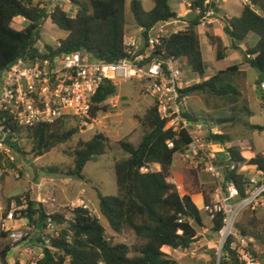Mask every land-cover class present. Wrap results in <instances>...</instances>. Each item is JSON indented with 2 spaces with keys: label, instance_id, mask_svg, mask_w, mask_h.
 Wrapping results in <instances>:
<instances>
[{
  "label": "trees",
  "instance_id": "1",
  "mask_svg": "<svg viewBox=\"0 0 264 264\" xmlns=\"http://www.w3.org/2000/svg\"><path fill=\"white\" fill-rule=\"evenodd\" d=\"M71 1L77 6L74 16L61 7H57L51 15L52 23L67 33L61 39L60 47L47 45L52 53L84 50L97 59L109 62L127 56L124 44L127 30L126 0ZM252 1L264 9V0ZM191 7L201 8L204 14L209 3L208 0H191ZM130 10L135 25L143 27L145 34L152 26L178 15L172 9L170 0H154V7L151 10H146L141 0H131ZM46 16V10L34 0H0V73L28 51L39 53V49L34 45L39 39L40 25ZM17 17H25L28 23L23 27L18 26L15 21ZM197 22L198 20L192 21L193 26L189 30L176 33L167 39L165 50L167 55L180 58L186 69L205 77L207 65L199 34L194 27ZM224 30L232 40L233 47H237L235 41L245 40L251 33L258 36L257 43L244 50L243 55L245 62L264 73V15L250 5H244L241 14L232 16ZM208 37L211 44L216 47L217 59H224L227 48L221 37L215 35ZM238 70L237 64L228 66L215 75L187 87L184 92L238 94L236 87L223 82L225 74ZM116 93V84L112 82H106L101 86L94 96L91 119L97 118L101 111L107 110L108 107L104 103ZM187 115L192 119H202L192 110ZM72 121L77 120L66 118L33 127H17L15 130L19 136L18 141L12 146L16 152L26 154L21 141L22 138H28L31 142L30 154L35 158L40 157L46 149L73 138L78 128L69 124ZM140 123L149 130L139 144L135 145L127 140L120 142L128 155L115 163L118 194H103L98 190L100 212L111 229L117 233L131 230L137 241L134 244L114 242L108 237L100 217L92 213L88 207L80 205L72 208L73 217L68 219L64 213H48L43 203L28 200L22 212L29 222L33 220L36 225H40V229H43L48 217H51L57 224L62 225L59 235L51 239L50 246L42 245L44 255L38 264H180L178 260L164 252L163 247L170 246L175 249L189 247L197 238L199 228L204 226L202 211L192 196L181 194L176 185L168 180L176 153L184 149L191 137L186 132L177 134L171 129H165L166 122L161 119L155 105L147 109L140 118ZM212 137L223 144L231 141L225 134H215ZM169 140L174 142L173 147H169ZM109 145V137L101 132L88 140H79L70 152L73 165L63 174L85 179L86 164L105 154ZM228 153L230 160L237 163V167L228 171L226 177L235 182L240 195L244 197L247 173L238 165L248 162L256 169L264 171V152L247 159L238 147L231 145ZM156 164L160 169L151 168V165ZM50 171L58 172V169L50 168ZM16 198L21 202V196ZM35 215L37 219H34ZM223 220V213H217L212 219L214 232L217 233L222 228ZM237 226L243 234H250L245 227L239 224ZM1 234L4 237L8 236L4 231ZM12 247L10 242L0 246L2 264H11L7 255ZM226 250L227 246L224 248V251Z\"/></svg>",
  "mask_w": 264,
  "mask_h": 264
},
{
  "label": "built area",
  "instance_id": "2",
  "mask_svg": "<svg viewBox=\"0 0 264 264\" xmlns=\"http://www.w3.org/2000/svg\"><path fill=\"white\" fill-rule=\"evenodd\" d=\"M40 1V7L47 14L40 25L42 34L45 21L52 22L51 15L55 9L61 7L65 10V4L71 0ZM227 1L208 0L209 7L204 14L201 8L192 9L190 3L185 14L159 22L147 34L143 27H137L136 33L125 35L127 56L112 62L97 59L84 50L52 53L39 38L34 45L39 53H33V50L25 53L15 60V64L8 65L2 78L0 175L6 164L14 163L13 167L16 168V150L12 144L18 141L17 127H33L66 118L87 123L91 120L94 96L104 83L116 84L137 79L144 92L153 98L161 119L166 122L165 129L190 135V142L176 156L191 167L209 173L215 180L213 199L204 203L203 208L211 219L217 213L224 214L223 226L217 232V264H259L254 238L243 234L237 224L244 210L264 205V171L255 168L253 174H246V196L242 197L235 182L226 177L228 171L236 169L237 163L230 160L228 152L221 157L224 144L212 137L222 132L218 126H212L204 119H192L187 115L191 109L187 103L189 94L184 92L188 86L184 83L182 61L167 55L165 50L167 39L189 30L194 20H198L195 28L214 23L226 25L231 17L221 14L219 9ZM237 1L250 5L264 15V9L252 0ZM188 14L193 15L188 18ZM20 20L24 24L28 23L25 17H20ZM38 43L41 47H38ZM52 46L60 47L61 41L57 39ZM259 87L264 99V79L260 81ZM168 145L173 147L174 142L169 140ZM25 174L21 167L14 170L17 179ZM168 180L181 192L182 185L176 179L169 177ZM27 202L28 199L24 197L21 202L13 201L1 221V228L8 233L7 237L13 247L23 244L21 255L26 260L25 264H38L44 255L41 244L50 246L51 239L59 235L62 225L48 217L45 226L39 231L30 224L15 226L16 222L25 217L22 211ZM226 246L227 250L224 251Z\"/></svg>",
  "mask_w": 264,
  "mask_h": 264
},
{
  "label": "rangeland",
  "instance_id": "3",
  "mask_svg": "<svg viewBox=\"0 0 264 264\" xmlns=\"http://www.w3.org/2000/svg\"><path fill=\"white\" fill-rule=\"evenodd\" d=\"M141 1L146 10H151L154 7V0ZM35 2L40 3L41 1L36 0ZM126 2V34H134L137 32V26L130 10L131 0H126ZM189 2L191 3V0H170L176 13H184ZM73 4L72 1L65 4V10L71 14L76 11ZM242 8V3L236 0H230L226 5L227 12L232 16H239ZM190 17L191 15H188V18ZM196 31L203 42L207 73L205 77H200L182 65L184 83L188 87L192 86L215 75L221 69L237 64L239 70L225 74L223 82L236 87L238 94L232 92L227 95H217L208 91H194L189 93L187 103L195 115L208 121L212 126H218L222 134L230 137L231 141L225 143L223 149L228 152V148L234 145L242 151L244 157L250 159L257 153L264 152V99L258 98L262 95L258 81L260 72L252 66L247 67V71L240 69L245 63L243 49L252 47L258 40V36L251 33L245 40L235 41L237 47L232 46L230 38H225L228 46L227 56L218 60L216 50L210 53V41L205 39L202 29L199 28ZM210 31L212 29L207 30V32ZM66 35L65 31L60 30L47 20L39 38L46 46L55 44L57 39L61 41ZM38 47H41L40 43H38ZM3 76L4 72L0 73L1 81ZM116 87V95L104 103L108 107L107 110L101 111L97 118L91 119L87 123L82 121L69 123L71 126L77 127L78 131L68 142L46 149L42 156L35 158L30 154V140L22 138L21 146L26 154L16 152V168L11 164H6L5 170L0 175V246L10 242L8 237L1 234V221L11 208L12 202L18 201L16 197L20 196L25 199L29 198L28 200L36 203H43L48 213H64L68 219L73 217L72 208L87 205L92 213L100 217L108 237L114 242L134 244L137 241L131 230L127 229L117 233L111 229L108 221L100 212L98 190L103 194H118L115 163L128 155L122 149L120 142L127 140L135 145L139 144L149 130L147 126L140 123V118L154 103L153 98L144 92L141 82L137 79L117 82ZM123 96L126 99H123ZM100 132L109 137L110 145L105 154L86 164L85 179L64 175L63 172L73 165L70 152L78 141L88 140ZM223 149L221 153H224ZM178 158L180 159V157ZM180 161L184 163L181 159ZM178 164V160L174 159L172 168ZM184 165L186 167L184 179L178 182L182 185L180 193L199 194L202 199L210 202L215 192L214 178L202 169L191 167L189 163H184ZM18 167H21L26 173L20 179L14 175V170ZM50 168H57L58 172L50 171ZM151 168L155 169L156 166L151 165ZM239 168L247 174L255 172L248 162L240 163ZM195 200L202 211L204 226L208 227L209 231L205 234H198L189 247L180 249L189 258L188 264H217L219 236L212 230L211 218L204 211L202 201L198 197ZM34 219H37V215L34 216ZM23 220L27 221L28 219L24 217ZM28 223L36 227L33 220ZM238 224L245 227L250 233L249 235L254 238L255 255L259 264H264V205H259L256 209L244 210ZM202 230L203 228L200 227L199 231ZM207 239L214 241L212 252L207 245H201ZM208 253H211L212 258L207 262L205 255ZM0 264H2L1 260Z\"/></svg>",
  "mask_w": 264,
  "mask_h": 264
},
{
  "label": "crops",
  "instance_id": "4",
  "mask_svg": "<svg viewBox=\"0 0 264 264\" xmlns=\"http://www.w3.org/2000/svg\"><path fill=\"white\" fill-rule=\"evenodd\" d=\"M34 1H36V0H34ZM232 1H234V0H232ZM237 1V0H236ZM230 2V0L229 1H227L226 3H224L222 6H221V8L219 9V12L221 13V14H227L229 17H232V15H230L228 12H227V10H226V5L228 4ZM238 2H240V1H238ZM36 3V2H35ZM190 4V2L188 3V5ZM74 5V7H75V9H76V11H75V13L73 14V16L76 14V12H77V6H76V4L74 3L73 4ZM243 5V4H242ZM171 7H172V5H171ZM243 7H244V5H243ZM173 9V8H172ZM174 10V9H173ZM187 10H188V7H187V9H186V11L184 12V13H178V14H185L186 12H187ZM175 11V10H174ZM188 15H191V17H192V15L193 14H188ZM188 17V16H187ZM190 17V18H191ZM16 24L18 25V26H21V27H23V26H25L26 24H24V23H22L21 22V20H20V17H17L16 18ZM52 23V22H51ZM224 27H225V24H217V23H214V24H210V25H208V27H201V26H199V27H197L196 28V30L197 29H199V28H201L202 29V31H203V34H204V37H205V39H209V37H208V35H215V36H219V37H221V39L223 40V43H224V45H225V47L227 48L226 49V56H227V52H228V46H227V44H226V42H225V38H230L228 35H227V33L225 32V30H224ZM209 29H212V31H210V32H207V30H209ZM206 32H207V34H206ZM200 37V36H199ZM200 41H201V46H202V44H203V42H202V40H201V38H200ZM210 41V40H209ZM258 41V40H257ZM257 41L255 42V44L257 43ZM254 44V45H255ZM254 45H252V46H254ZM202 49H203V47H202ZM247 49V47L246 48H244L243 50H246ZM207 50V49H206ZM213 50H216V47L214 46V45H212L211 44V42H210V53H212L213 52ZM203 52H204V55H205V51H204V49H203ZM226 58V57H225ZM243 67H242V69H240V70H246L247 71V67H249V66H251L249 63H247V62H245L243 65H242ZM227 68V67H226ZM225 68V69H226ZM221 70H224V69H221ZM260 74H261V72H260ZM211 77V76H210ZM261 90V89H260ZM262 94V93H261ZM259 99H263V94L260 96V97H258ZM227 143V142H226ZM224 145H225V143H224ZM225 147V146H224ZM225 151V153H220V155H221V157L222 156H224L225 154H226V150H224ZM174 159H177L178 160V165H176V166H173V168H172V170H171V176L170 177H173L174 179H176V181H181V180H183L184 179V176H185V170H186V167H185V165H184V163H182L181 161H180V159L175 155V158ZM156 166V169L158 168V169H160V166L159 165H155ZM252 166V165H251ZM253 167V169L255 170V167L254 166H252ZM181 194H190L191 196H192V198H193V200L195 201V203H196V200H195V198L196 197H198L201 201H202V203H203V205H204V203H207V201H206V199H202V197H200V195L199 194H193V193H190V192H188V193H181ZM212 196V195H211ZM213 197V196H212ZM43 202L45 201V200H42ZM197 204V203H196ZM198 205V204H197ZM199 207V206H198ZM211 220V223H212V219H210ZM21 221V220H20ZM20 221H18V222H16L17 224L15 225V226H17V227H21V226H26L27 224H29L28 222V220L26 221V220H22V222H20ZM203 228V230L202 231H198V234H205L206 232H208L209 231V228L208 227H205V226H203L202 227ZM2 229V228H1ZM36 229L39 231V230H41L40 229V225H36ZM197 234V235H198ZM204 239H206V238H204ZM4 240V239H3ZM201 245H207L208 246V249L209 250H211V252H212V250H213V248H214V241L212 240V239H207V240H205L204 242H202L201 243ZM22 249H23V244H20V245H18V246H16V247H12V249L9 251V253H8V255H7V259H8V261L11 263V264H14V263H16L17 261L18 262H20V264H25L26 263V260L23 258V256L21 255V251H22ZM163 251L164 252H166L167 254H169L171 257H173V258H175L176 260H178L179 261V263L180 264H188V262H189V258L187 257V255L185 254V253H183L182 251H181V249L180 248H177V249H175V248H172V247H170V246H164L163 247ZM206 257H207V262L208 261H210V259L212 258L211 257V253H208V254H206L205 255Z\"/></svg>",
  "mask_w": 264,
  "mask_h": 264
},
{
  "label": "water",
  "instance_id": "5",
  "mask_svg": "<svg viewBox=\"0 0 264 264\" xmlns=\"http://www.w3.org/2000/svg\"><path fill=\"white\" fill-rule=\"evenodd\" d=\"M15 62H16V61L11 62V63L9 64V66H12L13 64H15ZM263 79H264V73H261V74H260V77H259V80L261 81V80H263ZM122 98H123V99H126L125 96H123Z\"/></svg>",
  "mask_w": 264,
  "mask_h": 264
}]
</instances>
